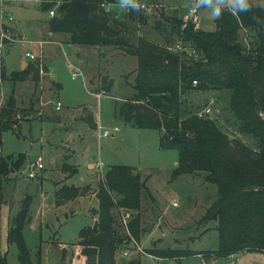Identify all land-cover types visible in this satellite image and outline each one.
Segmentation results:
<instances>
[{
    "label": "rangeland",
    "instance_id": "1",
    "mask_svg": "<svg viewBox=\"0 0 264 264\" xmlns=\"http://www.w3.org/2000/svg\"><path fill=\"white\" fill-rule=\"evenodd\" d=\"M40 1L6 0L4 7L14 19L8 24L15 38L24 36L46 42L41 53L35 42L7 41L0 47V65L4 64L7 72L18 71L30 61L24 54L26 50L36 55L40 53L45 66L40 81L15 82L13 92L19 107V116H16L19 125L1 135L0 156L10 154L15 159L22 152L25 160L19 170L14 168L6 175L0 173V254L5 255L7 264H21L15 241L6 240L7 220L16 213L26 195H30L28 221L22 229L29 259L33 264H69L70 242L76 241L81 227L92 225L98 216L94 211L100 207L95 194L99 180L103 181L109 164L120 163L128 164L131 172H137V182L144 181L147 191H142L137 207H126L116 202L121 197L117 190H108L114 201L110 208L114 210L117 232L125 237L133 229L139 235L129 248L115 251L114 264H126L128 259L137 257L142 264L209 263L215 257L158 258L146 252L149 248L215 249L216 221L203 222L200 218L216 198L217 188L200 174H181L170 180L176 150L159 146L156 129L134 127L116 115L117 106L133 93L136 57L109 46H74L62 33L48 34L46 20L50 15L48 10L39 8ZM144 1L147 9L142 11V24L127 16L124 18L131 23L134 33H142L159 43L163 42L162 33L152 27L154 20L160 19L165 27L169 22L166 16L185 20L189 18V6L198 2ZM249 2L264 6V0ZM228 5V0H223V6ZM213 7L215 5L197 6L196 14L203 30L216 29V17L210 12ZM53 8L56 9V5ZM113 9L118 16L124 14L117 7ZM251 34L249 29L241 28L238 32L241 44L248 46ZM68 62L81 70H77L76 77L71 76L76 70ZM108 77L112 78V83L106 89ZM11 88V80L4 79L0 84V99L8 95ZM230 94L225 87L190 90L183 97L184 114L197 112L212 117L225 131L252 144L254 139L238 130V121L229 107ZM57 100L61 103L60 109L55 108ZM82 106L91 110L98 120L96 129L81 120L86 114ZM205 108H209V112L203 113ZM99 125L118 129L112 136L98 138ZM94 155L104 165L99 167ZM37 159L42 163L41 168L34 165ZM30 170L34 171V177L27 176ZM62 186L68 187L71 194L75 187L86 191L80 194L78 190L77 194L68 196L65 203L55 206L53 192ZM124 212L129 214L126 220L122 218ZM237 258L238 264H264V252L243 250L237 253Z\"/></svg>",
    "mask_w": 264,
    "mask_h": 264
},
{
    "label": "trees",
    "instance_id": "2",
    "mask_svg": "<svg viewBox=\"0 0 264 264\" xmlns=\"http://www.w3.org/2000/svg\"><path fill=\"white\" fill-rule=\"evenodd\" d=\"M112 2L41 0L39 8L48 10L56 5L54 15L46 20L47 30L67 34L69 42L109 46L136 57L133 93L117 106L116 115L134 127L156 129L159 146L176 150L177 163L170 180L181 174H200L217 188L216 198L200 218L203 222L216 221L215 249L149 248L146 252L158 258L225 257L243 250L264 252V6L249 2V9L238 14L229 11V5L222 6L214 30L194 28L190 18L166 16L167 27L160 19L154 20L152 27L162 33L163 42L159 43L134 33L124 18L142 24L141 10H131L121 17L106 9V4ZM241 28L252 31L248 46L238 39ZM175 44L182 48H172ZM44 68L40 58L28 61L18 71L7 72L1 63L0 84L9 79L12 88L0 99V142L4 131L19 125L15 82H37ZM106 81L105 88L109 89L112 78ZM216 87L230 90L229 107L238 121V130L247 132L254 143L228 133L212 117L197 112L184 114L183 97L188 91ZM82 111L86 114L81 120L94 128L92 111L86 106ZM24 160L22 152L15 159L10 154L0 156V173L19 170ZM130 167L111 164L103 181L99 180L95 194L100 207L94 211L98 216L92 225L81 227L77 241L69 244L70 258L78 260L77 264L81 260L83 264H114L115 251L129 248L139 238L133 229L125 237L117 232L114 210L110 208L114 204L110 189L121 194L116 202L126 207H137L142 191H147L144 181L138 183L137 172H131ZM78 190L80 194L86 191L75 187L71 194L66 186L56 189L55 206L65 203ZM30 202V195H26L7 220L6 240L15 241L21 264H33L22 235ZM0 264H7L4 254H0ZM126 264L142 262L137 257Z\"/></svg>",
    "mask_w": 264,
    "mask_h": 264
},
{
    "label": "built area",
    "instance_id": "3",
    "mask_svg": "<svg viewBox=\"0 0 264 264\" xmlns=\"http://www.w3.org/2000/svg\"><path fill=\"white\" fill-rule=\"evenodd\" d=\"M123 3L124 5V8L120 7V3ZM135 3L136 4H133L132 3V0H120V1H114L112 3H107L106 4V9H111L112 11H114L116 14L118 13L117 11H115L113 9V7H117L120 11L122 10L124 13H127L131 10L135 11V10H141V11H145L147 9V5L145 3L144 0H135ZM5 4H6V0H0V47H2L7 41H15V40H19L21 42H27V43H33L35 42V44L37 43L38 46H39V52L41 53L42 50V45L43 43L46 42V40H43V39H38V40H31V39H27L25 38L24 36L22 37H14L11 33H10V25L8 24L9 21H13V17H12V14L9 13L8 11L5 10ZM197 2H194L193 5H190L189 8H188V12H187V16L191 19L192 23H193V26L194 28H198L199 27V20H198V16H197ZM116 9V10H118ZM55 9L53 7H51L50 9H48V14L50 16L54 15V12ZM175 46L176 47H179L180 48V44H175L174 45V49H175ZM40 53L39 54H34L32 53L31 51L29 50H26L24 52L25 56H27L30 60L34 61L36 59L39 58L40 56ZM68 64L73 68L75 69L76 71H72L71 72V76L72 77H76L78 75V71L77 70H80L78 67H76L74 64L68 62ZM44 72L41 70V73ZM81 72V70H80ZM195 83V81H193ZM97 95H99L98 93H96ZM61 107V103L60 101H56L55 103V108L56 109H60ZM206 112H209V108H205L203 110V113H206ZM198 115H202V113H198ZM118 128L116 126L112 127V129H108V128H103L101 125L98 126V131H97V137L100 138V137H105V136H108V135H113L114 131H116ZM0 150H1V147H0ZM34 165L36 168H41L42 167V163L40 161H38V159L34 162ZM97 165L99 167L102 166V163L101 162H98ZM35 173L33 170H30L28 173H27V176L28 177H34ZM173 204H176L175 202H173ZM129 216L128 213L124 212L122 213V218L123 220H126V218ZM124 251H126L124 249ZM125 254H127L128 252H124ZM223 263V264H238V258H237V254L235 253H231L225 257H215L214 259H212L209 263H204V264H216V263Z\"/></svg>",
    "mask_w": 264,
    "mask_h": 264
},
{
    "label": "clouds",
    "instance_id": "4",
    "mask_svg": "<svg viewBox=\"0 0 264 264\" xmlns=\"http://www.w3.org/2000/svg\"><path fill=\"white\" fill-rule=\"evenodd\" d=\"M133 4L135 3V0H132ZM229 3V11H231L233 14H238L240 12H245L249 9L250 3L249 0H228ZM198 5L203 4L206 8H208L211 5H215L211 9V15L213 17H220L222 6H223V0H198ZM120 7L124 8L123 3H120Z\"/></svg>",
    "mask_w": 264,
    "mask_h": 264
},
{
    "label": "crops",
    "instance_id": "5",
    "mask_svg": "<svg viewBox=\"0 0 264 264\" xmlns=\"http://www.w3.org/2000/svg\"><path fill=\"white\" fill-rule=\"evenodd\" d=\"M114 1H115V0H114ZM48 34H52V35H53V33H52L51 31H49V30H48ZM54 34H55V33H54ZM62 34H64V33H62ZM141 34H142V33H141ZM64 35H66L67 42H68V43H71V42L68 41V35H67V34H64ZM142 35H143V34H142ZM72 44H74V43H72ZM78 45H80V44H78ZM74 46H75V44H74ZM77 47H78V46H77ZM74 51H76V50H74ZM43 62H44V61H43ZM45 65H46V64H45ZM39 81H40V80H39ZM93 118H94V116H93ZM94 121H95L96 124H98V120H97V119L94 118ZM96 127H97V126H96ZM96 127H95V129H96ZM97 131H98V130H97ZM100 149H101V148H100ZM98 155H99V154H98ZM93 157L96 158L95 155H94ZM97 157H98V156H97ZM96 160H97L98 162H101L102 165H104L103 162H102V160H100L99 157L96 158ZM176 163H177V157L173 159V165H174V166L176 165ZM111 164H113V163H111ZM111 164H109L108 166H110ZM114 164H116V163H114ZM117 164H120V163H117ZM127 165H128V164H127ZM174 166H173V167H174ZM62 176H63V175H62ZM80 178L83 179L84 176H80ZM82 179H81V180H82ZM76 241H77V239H76ZM74 242H75V241H74ZM70 243H72V242H70ZM199 256H200V255H199ZM77 262H78V260H77L76 262H74V260H72L71 258H70V260H69V264H77ZM79 264H83V263H82V260H81V263H79Z\"/></svg>",
    "mask_w": 264,
    "mask_h": 264
}]
</instances>
